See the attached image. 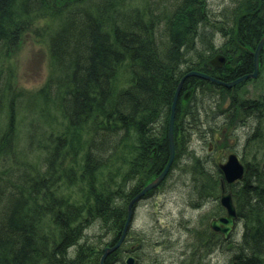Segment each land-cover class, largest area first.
<instances>
[{
  "label": "trees",
  "instance_id": "obj_1",
  "mask_svg": "<svg viewBox=\"0 0 264 264\" xmlns=\"http://www.w3.org/2000/svg\"><path fill=\"white\" fill-rule=\"evenodd\" d=\"M153 1L156 3L148 1L145 11L141 12L128 7L122 9L115 0H0V60L8 50L17 47L26 17L43 16L46 11L42 10H49L48 15L56 18L57 24L47 39L55 78L47 82L44 99H47L45 95L54 98L53 106H57L66 120L60 131L62 136L53 138L52 130L48 132L49 139L53 138L50 167L56 165L53 160L59 158L53 174H43L40 169L35 175L22 172L23 181L15 185L17 191L0 196V264H99L104 248L118 241L129 201L146 184L143 177L133 184H129V180L145 172L150 160L156 172L153 178L167 163L170 106L180 78L196 69L227 80V75L217 73L225 66L211 68L208 64L216 52V44L211 41L213 30L206 25L212 21L208 0H160L159 5V0ZM232 1L230 12L227 6L223 10L226 12H216V15L223 26L238 24L240 34L234 38H238L240 47L246 44L249 25L239 14L244 4ZM249 5L251 8L258 5L264 12V0H250ZM260 15L264 22V13ZM262 24L249 30L248 40L259 41ZM230 51L227 56L234 66L235 77L245 72L248 60L243 61L242 51L236 50L235 54ZM124 63L128 65L131 78L128 85L119 88L118 71ZM187 83L195 88L190 101L194 103L201 96L210 102L208 106L220 107L214 99H220L221 91L228 90L195 76L184 79L182 88ZM13 89L11 83L0 81V114ZM51 89L56 91L52 94ZM19 93L13 97L17 98ZM179 101L174 121L176 158L160 183L182 163V173L191 178V193L199 202L213 200L214 210L209 214L217 217L223 209L218 203L221 193L218 164L215 159L197 156L188 146V131L195 129L203 142L210 144L216 141V130L222 129L211 124L212 121L201 122L196 100L195 105L185 104L186 114ZM220 111L224 110L220 107ZM15 112L16 103L10 119ZM44 119L39 114L32 128H40ZM13 127L8 123L10 133ZM34 131L29 128L25 132L29 136V148L31 139L36 136ZM7 133L0 138V156L3 157L16 151L22 143L15 139L16 133L6 140ZM181 146L187 151L185 156L181 155ZM77 156L81 165L69 167L67 163L73 164ZM121 166H126V170L120 171ZM263 168L258 161L253 167L245 164L240 180L225 183L226 190L232 194L237 220L243 227L238 241L231 244V240H224L203 217L191 230L190 243L196 247L185 261L191 259V255L210 252L213 244L224 242L234 250L232 263L264 264ZM147 172L149 174L150 169ZM61 176L68 182L78 180L80 184L65 201L59 198L64 192L59 188ZM68 176H71L70 181ZM115 207H123V210ZM83 213L89 220L83 218ZM112 215L119 219L122 216L116 226L110 221ZM88 221L98 226L97 236L82 234L81 229ZM204 241L206 246L202 250ZM70 248H73L71 256L67 252ZM115 256L117 254L112 252L108 254L104 264H124Z\"/></svg>",
  "mask_w": 264,
  "mask_h": 264
},
{
  "label": "rangeland",
  "instance_id": "obj_2",
  "mask_svg": "<svg viewBox=\"0 0 264 264\" xmlns=\"http://www.w3.org/2000/svg\"><path fill=\"white\" fill-rule=\"evenodd\" d=\"M115 1L118 2V6L122 7V9L128 7L141 12L145 11L148 1L150 4L153 2V0ZM238 1L244 4L239 14L243 16L244 21L249 26L256 29L258 25H263L262 23L264 22H261L260 14L264 12L261 11V7L257 5V7L251 8L249 5L250 0ZM232 2V0H208V8H210L212 21L210 20L206 25L210 26L213 30L211 41L216 44L214 56L216 54L222 55L223 53L226 56L224 66L227 69L225 71L220 70L217 72L219 74H227L228 68H231L230 64L232 61L227 56L230 55L228 51L234 50V52H230L235 54L236 50L242 51L243 46L239 47L238 38H234V35L240 34L238 33V24L229 23L223 26V23H219L217 20L218 15H216V12H222L224 9H227V6V10L230 12ZM159 3L160 0L158 1V5ZM157 8L158 11L156 12L158 13L159 6ZM43 11H46L43 16L33 14L25 18V29L21 32L22 35L17 47L14 50H8L0 60V81L4 80L6 83H11L14 88L13 92L9 95L11 97L7 96L5 103H3L5 106L4 111L0 114V138L8 132L6 137V140H8L12 137L13 133H16L15 139L22 142L16 151L9 152L4 157L0 156V161L2 160V163H0L1 197L5 194L4 192L17 191L15 185L21 184L23 181L22 172H26V175L32 173L35 175L38 169H40L43 174L46 173V175L51 176L53 168H56L59 164V158L56 157V160H53V163H56V165L53 164L50 167L52 162L49 159L52 155L50 156L49 152L53 146L52 140L54 135L57 137L62 136L60 131L63 129L66 120L62 117V113L58 111L57 106H53L51 100L54 98L51 96L48 98L45 95L47 99H44V88L47 82L51 77L55 78L47 39L50 37L57 22L55 17L48 15L51 11ZM53 12H56V9ZM255 20H259V23ZM222 28L227 30L226 36L220 32ZM230 30L231 35H229ZM246 39L247 37L245 38L246 43H251L256 48L257 41L252 42ZM234 58L235 56H233ZM127 66V63H124L118 71L119 88L125 87L130 83L131 74ZM54 89L49 91L53 94L56 91ZM189 90L186 88V90L182 91L180 88V102L182 106L190 98ZM17 92H20L19 96L17 98L13 97ZM183 95L186 96L185 99H182ZM234 98H236V101L234 100L236 108L232 106ZM214 101L219 103L220 107L224 110L223 112L220 111V107L216 104H209L208 106L210 102L205 101L203 97L200 96L197 99L202 119L203 115L205 116L204 120L201 119V122L205 120L212 121L211 124L215 123V125L221 126L220 129L223 130L224 128V131L226 129L225 132L222 130H216L215 132L216 139H219V142L214 141V146H218V148L216 147L211 154L208 150V143L203 142L202 138L199 137V133L191 128L189 129L192 131H188L190 137L188 146L195 150L199 158L205 159V157H209L213 160L219 149L224 148L226 153H235L243 161L244 165L248 164L253 167L254 163L258 161L264 167V68L256 80L242 83L236 89L233 86L228 87L226 93L221 91L220 99H214ZM240 101L241 103L243 102L242 106H239ZM249 102H253L254 104L250 106ZM14 103H16V112L10 119L9 115L12 109H14ZM38 113L46 119L41 121L40 128L37 126L34 129L32 128V122L37 121L35 119L39 116ZM227 113L230 114L228 120L225 119ZM179 120L180 118H178V123ZM10 122L14 125L13 133H10V130H8V123ZM29 128L36 130L34 131L36 136L30 142V148L27 141L29 136L25 135V132ZM51 130L54 134L53 138L49 139L48 132ZM176 144L177 140L174 138L175 150L178 148ZM180 150L182 151L181 155L185 156L184 153H187V151L182 146ZM226 153L219 159L220 162L226 161ZM175 158L176 155L174 154ZM215 161L217 163V158ZM151 163L150 160L145 165L146 170L141 175L132 176L129 184H133L141 177H143L142 179L146 184L151 181L156 174L154 169H152ZM67 165L69 167L81 165L80 156L73 158V164L68 162ZM181 165L175 168L162 184L160 183L149 190L146 193V197L136 199L133 209L135 211V218H133V224L131 225L133 226L132 230L136 233L134 234L135 238L132 242L128 241V244L123 247L135 246L139 254L143 253L142 259L136 264H233L231 258L234 250L229 243L225 244L224 242L213 244L211 246L212 250L206 252V254L202 252L201 255H191L193 257L188 261L184 260L194 250L193 247H196V245L192 246L190 243L191 230L197 227L199 220L203 217H206V221L209 223L210 219L214 217L209 213L211 209L214 210L215 204H212L214 201H211V199L199 202V199L195 198L194 193H191V178L188 175L186 177L182 173L183 168ZM120 168V171L126 170V166H121ZM147 169H150L149 174H147ZM8 171L10 173H6ZM17 175L18 179H16ZM63 177L61 176V180H59V188L60 190L63 189L62 191L64 192L59 195V198L65 201V197H70V194L73 195L72 192L80 184L78 180L68 182L67 178L65 180ZM68 178L70 181L71 176H68ZM219 197L220 194H218V203ZM224 212L225 210L221 209L220 214L217 216L223 215ZM83 218L89 220L85 213H83ZM242 228V223L237 220L235 229L228 238L231 240V244L238 241L241 237ZM81 232L86 236H97L99 228L98 226L96 227V223L88 221L84 223ZM92 239L95 242L97 241L95 238ZM204 246H206L205 241L203 245L201 244L202 250ZM72 250L73 248L68 249L69 256H71ZM123 262L125 264V260Z\"/></svg>",
  "mask_w": 264,
  "mask_h": 264
},
{
  "label": "water",
  "instance_id": "obj_3",
  "mask_svg": "<svg viewBox=\"0 0 264 264\" xmlns=\"http://www.w3.org/2000/svg\"><path fill=\"white\" fill-rule=\"evenodd\" d=\"M263 45H264V34L259 39L256 45V48L254 50V53H253L254 54V70L253 72L249 74L241 75L229 81H224L204 71L190 70L181 77L177 85V88L175 90L172 103H171V108H170V116H169V121H168V133H167L169 158L167 160V163L165 167L162 169V171L156 177H154L151 181H149L146 185H144V187L135 196L131 198L128 204L129 209H128V214H127L126 224L124 226L122 235L115 244H113L112 246H106L104 248V251L102 252L99 258V264H104V261L107 255L113 252L114 250H116V248L121 244L125 231H126L128 220L130 218V213H131L130 207L132 206V204L136 201V199L143 196L146 192H148L149 190L153 189L158 184H160V182L165 178L170 168V165L174 159L173 128H174L175 108H176V103L178 99L177 97H178L179 89L182 85L183 79L189 76H195L198 78L208 80L210 82H215L217 84L223 85L224 87L228 88L247 78H251V77L255 78L257 76V70H258V54L260 50L262 49ZM225 60H226L225 56L216 55L212 59H210L209 63L212 66L219 67L225 63ZM217 163L223 172V177H222L221 184H220L221 193L219 197V203L224 208L225 213L218 217L212 218L210 220L209 225L213 231L221 233L223 239L227 240L235 229L237 213H236L235 205L233 203L232 194L229 190L226 191L225 183L231 184L237 180H240L243 177L244 165L240 161L239 157L233 152L228 153L227 159L225 162H220L218 158ZM131 260H132V257L130 256L128 259H126L125 264H131ZM233 264H235V262Z\"/></svg>",
  "mask_w": 264,
  "mask_h": 264
},
{
  "label": "flooded vegetation",
  "instance_id": "obj_4",
  "mask_svg": "<svg viewBox=\"0 0 264 264\" xmlns=\"http://www.w3.org/2000/svg\"><path fill=\"white\" fill-rule=\"evenodd\" d=\"M250 27V28H249ZM250 29H252L253 30V27H251V26H248V28L246 29V37H247V39L246 40H248L249 39V35H250ZM257 29V28H256ZM261 30H263V32H264V26H262V28H260ZM258 31H260L259 30V28H258ZM253 33V32H252ZM254 49H255V46L253 45V44H251V43H246L245 45H243L242 46V57H243V61H246V60H248V62L246 63V66H245V74H249V73H251V72H253V70H254V54H253V51H254ZM222 66V65H221ZM220 66V67H221ZM230 66H231V68H228V70H227V74L225 73V75H227V79L228 80H231V79H233L232 77H234L233 76V70H234V66H233V64H232V62H231V64H230ZM217 68V67H216ZM263 68H264V46L262 47V49L260 50V52H259V54H258V70H257V76L255 77V78H247L246 79V81H244L243 83H245V82H248V81H251V80H256L259 76H260V74H261V72H262V70H263ZM225 69H227L226 67H225ZM222 75V74H221ZM241 75H244L243 73L241 74ZM223 76V75H222ZM238 76H240V75H238ZM237 76V77H238ZM236 77V76H235ZM181 89H182V91L185 89L186 90V88L187 89H190L189 91H188V93H190V98H189V100H184V101H186V103H193V101H190L191 99H192V96H193V92L195 91V88L194 87H192V85L191 84H189V83H187V84H185V86L182 88V86L180 87ZM236 88H238V87H235V89ZM231 89H233V88H231ZM192 94V95H191ZM185 95V94H184ZM183 95V97H182V99L184 98H186V96H184ZM188 98V97H187ZM196 101H197V99H195ZM195 100H194V103H193V105H195ZM236 101V98H234L233 99V101ZM232 102V106L234 107V108H236V102ZM240 103V105H243V102L241 103V101L239 102ZM261 104V103H260ZM251 106V105H250ZM249 106V107H250ZM259 106H261V105H259ZM249 107H247V108H249ZM246 108V107H245ZM185 110V108H183L182 109V111H184ZM185 112V111H184ZM185 114H186V112H185ZM229 113H227V116L228 117H230V114L228 115ZM186 115H184V117H185ZM219 140V139H218ZM222 151H221V150ZM219 149V151H218V153H217V155L215 156V159L217 158H219V159H221V157L226 153V151H225V149L224 148H220ZM227 154L228 153H226V158H227ZM219 156V157H218ZM147 193V192H146ZM146 193L143 195V196H141L139 199H141V198H143V197H146L147 195H146ZM136 195V194H135ZM135 204H136V202H134L133 204H132V206L130 207V210H131V213H130V218H129V220H128V223H127V226H126V231H125V234H124V237H123V240H122V242H121V244L116 248V250L117 249H120V247L122 248L123 246H124V244L126 243V242H132L133 240H134V238H135V235L134 234H136V233H134V231L132 230L133 229V226H131L132 224H133V218H135V211L133 210L134 209V207H135ZM118 209H121V210H123V207H117ZM116 207H115V209H117ZM113 209H114V207H113ZM128 209H129V206L127 205V207H126V209H125V211H126V214H125V216H124V223H123V226H122V231L119 233L120 235H119V237H118V240L120 239V237H121V235H122V232H123V229H124V226H125V224H126V219H127V214H128ZM66 211V210H65ZM122 218V216L120 217V219ZM116 215H112V217H110V221L112 222V226H116L115 225V223H117L119 220H120ZM128 229L130 230L129 232H128ZM110 232V231H109ZM113 239V238H112ZM116 243V242H115ZM114 243V244H115ZM134 245V244H133ZM108 246H110V245H108ZM112 246V245H111ZM115 250V251H116ZM104 251V250H103ZM68 253H69V251H67ZM112 253H114V255H116L117 254V256H115V258L117 259V260H125L126 261V259H128L130 256L132 257V260H131V264H136L137 262H139L141 259H142V255H143V253H141V254H139L137 251H136V247L135 246H133V247H130L128 250L126 249V247H123L122 249H121V251H117L116 253L115 252H112Z\"/></svg>",
  "mask_w": 264,
  "mask_h": 264
},
{
  "label": "bare ground",
  "instance_id": "obj_5",
  "mask_svg": "<svg viewBox=\"0 0 264 264\" xmlns=\"http://www.w3.org/2000/svg\"><path fill=\"white\" fill-rule=\"evenodd\" d=\"M153 3H156L155 1H153ZM242 17V15H240V18ZM226 29L224 28H222L221 30H220V32H222L224 35L226 34ZM215 32L217 33V31L215 30ZM253 53H254V51H253ZM210 61V60H209ZM209 61H208V64H209V66H212L210 63H209ZM213 67H215V66H213ZM217 68H222V67H217ZM223 69V68H222ZM194 70V69H193ZM196 70V69H195ZM224 71H225V68L223 69ZM200 71H202V70H200ZM188 72V71H187ZM205 72V71H204ZM208 74H210V75H212V76H214V77H217V76H215L213 73H210V72H207ZM243 74L245 75V73L243 72ZM241 76V75H240ZM190 77V76H189ZM237 77V76H236ZM236 77H234V78H236ZM239 77V76H238ZM187 78V77H186ZM186 78H184V79H186ZM217 78H219V77H217ZM222 77L220 76V78L219 79H221ZM233 78V79H234ZM181 79V78H180ZM183 79V80H184ZM202 79V78H201ZM205 80V79H204ZM223 80V79H222ZM232 80V79H231ZM180 81V80H179ZM208 81V80H207ZM224 81H229L228 79L227 80H224ZM244 81H246V79L245 80H242V81H240V82H238V83H236L235 85H233V87L235 88V87H238L240 84H242ZM214 84H217V83H215V82H213ZM217 85H220V84H217ZM220 86H223V85H220ZM224 87V86H223ZM226 88V87H225ZM226 89H228V88H226ZM178 99H177V101L178 100H180V89H179V93H178V97H177ZM181 101V100H180ZM179 101V103L181 104V102ZM176 105H177V103H176ZM239 106H242V105H240L239 104ZM183 108H185V105L184 106H182ZM170 108H171V106H170ZM176 109V108H175ZM174 121H175V117H174ZM185 129V128H184ZM173 137L174 138H176V132H175V130L173 131ZM215 140H216V142H219L218 141V139H216V136H215ZM214 141L212 142V143H210V144H208L209 146H208V150H209V152L212 154V151H214V149H215V146H214ZM223 147V146H222ZM174 154L176 155V152H175V148H174ZM240 159V158H239ZM241 160V159H240ZM173 162V161H172ZM241 162H242V164H243V161L241 160ZM244 165V164H243ZM219 167V166H218ZM244 168H245V165H244ZM219 170H220V184H221V180H222V177H223V172H222V170H221V168L219 167ZM245 172V171H244ZM244 172H243V174H244ZM146 185V184H145ZM144 187V186H143ZM220 216V215H219ZM218 217V216H217ZM214 218V217H213ZM237 221V220H236ZM210 223V222H209ZM210 226V225H209ZM236 226V225H235ZM217 233H219V232H217ZM219 234H221V233H219ZM222 236V235H221ZM223 238V237H222Z\"/></svg>",
  "mask_w": 264,
  "mask_h": 264
}]
</instances>
